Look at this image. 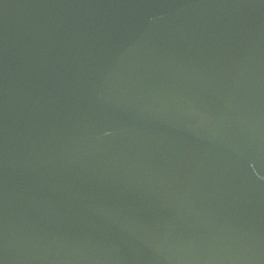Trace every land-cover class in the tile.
I'll use <instances>...</instances> for the list:
<instances>
[{
    "label": "water",
    "instance_id": "obj_1",
    "mask_svg": "<svg viewBox=\"0 0 264 264\" xmlns=\"http://www.w3.org/2000/svg\"><path fill=\"white\" fill-rule=\"evenodd\" d=\"M0 264H264V46L222 0H0Z\"/></svg>",
    "mask_w": 264,
    "mask_h": 264
}]
</instances>
